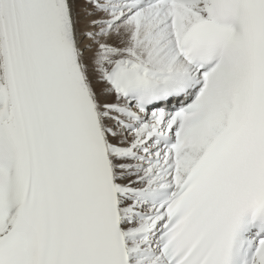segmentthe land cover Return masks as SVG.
<instances>
[{
  "label": "snow or ice",
  "instance_id": "obj_1",
  "mask_svg": "<svg viewBox=\"0 0 264 264\" xmlns=\"http://www.w3.org/2000/svg\"><path fill=\"white\" fill-rule=\"evenodd\" d=\"M0 264H264V0H0Z\"/></svg>",
  "mask_w": 264,
  "mask_h": 264
}]
</instances>
